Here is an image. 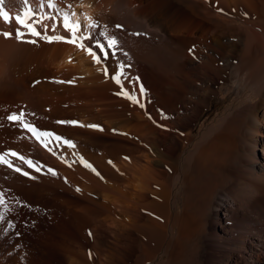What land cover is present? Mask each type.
<instances>
[{
    "label": "bare ground",
    "instance_id": "obj_1",
    "mask_svg": "<svg viewBox=\"0 0 264 264\" xmlns=\"http://www.w3.org/2000/svg\"><path fill=\"white\" fill-rule=\"evenodd\" d=\"M188 1L193 2L188 7L193 19L169 15L165 0H58L65 10L67 3L73 5L77 15L72 19L81 25L83 13L99 22L94 39L104 42L98 35L104 26L118 39L117 54L102 56V65L74 45L44 41L30 45L0 36V154L16 151L41 167V172H35L8 157L32 179L0 166V196L6 205H0V264H49L40 242L30 240L34 232L25 228L18 203L24 197L67 215L68 194L104 212L101 218L93 207L92 212L85 210L87 205H74L71 210L80 215L87 211L84 219L89 214L107 233H135L151 261L166 249L168 263H178L186 252L184 241L193 237L206 240L209 264H264V0ZM29 4L40 14L55 15L46 2L43 8L39 0ZM5 7L15 16L23 5L5 0ZM45 23L51 28L50 21ZM15 27L14 21L11 25L0 21V31L14 33ZM55 34L65 33L60 27ZM131 40L145 43L153 55L128 50ZM181 47L186 53L182 58ZM179 62L189 67L185 85L193 88L192 100L179 98ZM120 63L131 66L124 69L118 85L111 77L120 74ZM232 75L256 101L229 107L196 138V124L209 114L213 98ZM140 85L146 95L140 94ZM123 91L139 97L140 103H132ZM180 99L184 100L176 114L182 115L183 123L171 126L168 121L175 109L169 102ZM20 112L29 123L63 139L53 137L45 141L47 147L42 146L19 124L8 121L9 115ZM89 124L103 131L91 130ZM93 137L105 140L96 142ZM192 142L193 149L182 158ZM49 168L57 175L48 173ZM174 169L177 182L190 175L210 182L207 197L197 202L198 210L206 211L204 223L216 224L223 234L201 231L199 216L191 215L186 206L174 208L175 190L161 181ZM96 191L100 199L93 194ZM170 228L177 236H169ZM59 246L62 251L63 243Z\"/></svg>",
    "mask_w": 264,
    "mask_h": 264
},
{
    "label": "rangeland",
    "instance_id": "obj_2",
    "mask_svg": "<svg viewBox=\"0 0 264 264\" xmlns=\"http://www.w3.org/2000/svg\"><path fill=\"white\" fill-rule=\"evenodd\" d=\"M181 1L184 4H182ZM164 5H165V9L168 8L167 12L169 15L170 14L171 15L174 14V15H178V16L181 15L179 17H191L193 19V12H191L190 9L188 8V7H193V2H191V1H188V0H165ZM167 6H169V7L171 6V7L169 8ZM173 9L175 10V12H173L174 11ZM126 46H127L128 50H131L134 52H139L140 54L142 52L143 55H147V56L153 55V50L150 47H147V45L143 42L131 40L128 42V44ZM183 48L184 47H181L180 51H179L180 58H182L183 55L186 54L185 50ZM149 52H150V54H149ZM179 64H181V62H179ZM178 76L180 79L178 82L179 98L182 97L185 100H190V99L192 100L193 99V88H188L187 85H185V81L188 80V77H189L188 65H185V64L180 65V67L178 69ZM223 87H224V89H222ZM223 87L219 89L220 92L213 98L212 107L207 111V113L209 112V114H205L200 119V121H198V123L196 124L195 133H194V136L196 138H197V136H201L210 126L214 125L219 120L220 117H222L224 114H226L227 109L229 107H238V106L245 105V104H253L256 101V99H254L252 97V95L249 94V92H247L244 85L242 87V85H240L239 83H237L235 81L234 75L231 76L229 81L224 83ZM183 100L182 99L177 100V101L172 100L169 102V106L173 110L175 109L174 111L169 110V111L174 113V117L170 118L168 121V124H170L171 126H175L176 124H182L183 123L182 115L176 114L177 113L176 111L179 108H181V104H182L181 102H183ZM89 125H92V124H89ZM190 126L193 127V123ZM89 129H90V127H89ZM92 129L93 128H91V130ZM87 136L88 135H86V134L82 135V137H87ZM92 140H95L96 142H103L105 140V138L93 137ZM106 142L109 143L111 141L109 139H107ZM191 146L193 149V142L189 145V147L186 149V151L184 150V152L181 153L182 158H183V156L185 157V155L189 151L192 150ZM203 169L204 168H201L199 172L203 173L202 172ZM168 172H170V176H169ZM168 172L165 175H163L164 178L162 177L161 181L164 184H168L170 189L173 187L172 189L175 190L176 194H175V200H174V203H175L174 208H176V210H177L179 207L178 210H181V209H183V207L186 206V208L189 210V212L190 211L192 212V213H190L191 215L192 214L196 215V217L201 216L200 218L197 217L199 224H200V221H202V223L199 226V228H201V229L203 227L202 230L200 229L201 231H203L205 229V231L208 234L212 233V232H214L216 234H218V233L223 234L222 228L218 227L216 224H211V223L207 224L206 222L204 223L205 220H203V218H205V219L207 218L206 213H205L206 211H204L202 209L198 210L199 206H198L197 202L198 201L201 202L204 198L207 197L205 195V192H208L210 190V186H211L210 182L207 180L204 181V179L200 175L196 176L194 178H193V175L186 176V177H188L187 179H189V180H187L186 177H184L183 181L177 182L176 180H174V176H176V175H174L176 173L175 169L168 171ZM167 177H172V178H168L169 179L168 180ZM173 180L175 181V183ZM165 181L166 182L169 181V182L165 183ZM186 182L189 184H187ZM202 183H204V184H202ZM197 185H199V187L202 186L201 191ZM99 193H100V191H96V193L94 192L93 194L95 196H97V198L100 199ZM200 193H201V196L199 195ZM193 194H195V197ZM196 195L199 197H197ZM68 200L70 201V202L68 201V203H69L68 208L69 207H71V208H69L70 212H67V215L63 214L62 212H56L54 210V208L52 209V207H47L45 205L43 206V204H41V203H33L32 204L30 201H28L24 197L18 203L19 210H21L24 213V219H25L24 220V226H25V228L27 226L29 229H31L34 232L33 234H30L31 235V237H29V238H31L30 240L33 241V243H35V241H36L37 243H35V244H38L40 242L39 243L40 248H42L41 251H42V253L44 252V253H46V255H48V256H45V258L47 257L49 264H71V262L73 264H78V257H80L79 258L80 264L81 263L82 264L83 263L84 264H105V263L106 264H110V263L111 264H135V263L136 264H138V263L139 264H164L165 262L168 263L169 256L165 253L166 249H164L158 255L159 257L157 256L156 258L153 259V261H151L152 259L149 256H144V255H146L144 253L145 246H142L143 243H141V241L138 239V236L135 233L128 232V231H116V234L120 238L117 237V235L115 234V231H113L115 235L113 234V232H111L112 234L107 233L103 228L99 227L100 226L99 223L97 224V223L92 222V220H90L89 214H87V216H85L86 218L84 219V214L87 213V211H85V210L91 211L90 207H93L92 211H94V210H96V212L98 211L97 213L99 215L101 214V218L104 217V214H105L104 212L102 214L101 210L98 209L95 205L89 203L88 201H84L82 199H79L78 197H76L74 195L68 194ZM184 201L186 203H184ZM193 201H195L196 203ZM74 205H77L81 208L85 207L84 205H87L85 207L86 209L84 208L85 209L84 210L85 212H83L84 214L82 213L80 215V212L78 214V211H75V212L71 211L72 206L75 207ZM177 205H178V207H177ZM188 205H189V207H188ZM196 211H197V213H196ZM72 212H74V213H72ZM70 213H71V215H70ZM203 213H204V215H203ZM36 214H37V216H36ZM78 217H80V218H78ZM78 219H79V221H78ZM83 219L85 221L88 219L89 222L88 221L85 222ZM81 221L82 222L84 221V223H81ZM85 223L87 224L86 226H85ZM89 225H91V226H89ZM224 225L225 224H223V226ZM96 227H98L97 228L98 230L96 229ZM93 228L96 230H94ZM94 232H96V234ZM90 233H91V235H90ZM172 235L177 236V232H176V230L170 228L169 229V236L172 237ZM33 237H34V239H33ZM42 238H43V240H41ZM13 240H15L14 237H13ZM96 240H97V242H95ZM58 241L63 243V250L62 251L60 250V246H59ZM104 242H106V243L109 242L108 243L109 245L104 243ZM117 243L120 244V247L118 246ZM139 243L141 244V246ZM105 244H106V246H105ZM110 245H111V247H110ZM113 245H114V248H113ZM115 245H116V247H115ZM137 245L139 246L138 248L140 250L137 248ZM184 245L186 247L185 255L183 256V258H180L181 259L180 261H177L178 263H172V264H209V263H211L210 254H209L211 252V250L209 248H207L206 240L203 241V240L195 239L192 237V238L184 241ZM104 246H105V248H104ZM117 247L119 248V250ZM130 248H132V249H130ZM99 249H100V251L105 253L104 256H103L102 252L97 251ZM111 249L113 250L112 251L113 253L111 252ZM142 249L144 251H142ZM117 250H118V252H117ZM99 252H100L101 256H99ZM109 254L110 255L113 254L114 256L112 255V257L114 259ZM139 255L142 258L139 257ZM76 256H77V258H76ZM147 257H149V258H147ZM73 258H75L76 260H74ZM100 259H102V260H100ZM107 260L109 261V263ZM137 260H138V262H136ZM49 261H51V262H49ZM110 261H114V262H110ZM147 261H148V263H147ZM168 264H171V263H168Z\"/></svg>",
    "mask_w": 264,
    "mask_h": 264
},
{
    "label": "snow or ice",
    "instance_id": "obj_3",
    "mask_svg": "<svg viewBox=\"0 0 264 264\" xmlns=\"http://www.w3.org/2000/svg\"><path fill=\"white\" fill-rule=\"evenodd\" d=\"M19 2L23 7L18 9L15 16H13L9 10H6L5 0H0V21L8 25H11L14 21L16 25L14 33L12 31H0V36H3L5 39L10 40L15 38L18 42L30 45H36L38 41H44L48 44L66 43L74 45L79 50L85 51L97 65H102L103 59L109 58L110 52L111 55H116L120 48L118 39L114 35H109L107 32V26H104V30L98 33V35L103 38L104 42H101L99 39H94V33H96L97 29L101 28V25L87 13H83L85 19L83 25H81L79 20H73L72 17H75L77 13L72 10L73 5L71 3L66 4V8L71 10L68 11L59 6L58 0H39L40 7L43 8L46 2L47 7L55 13V15H53L51 13H38L30 6L29 0H19ZM221 11L223 10L221 9ZM46 20L51 22V28H49V24L45 23ZM60 27L63 28L64 35L55 34ZM116 27L118 29L122 28L119 24H117ZM50 32L53 34H49ZM134 35L139 36L142 35V33H134ZM190 52H194V48L190 49ZM124 55H127V53H124ZM130 66L131 65L120 63V74L112 76L111 78H113L118 85H121V78L125 75L124 69ZM102 70L106 76L110 75L108 68L105 67ZM136 79L138 80L139 78L137 77ZM58 83H65V81H58ZM67 83H71V81H68ZM139 91L142 96L146 95V90L143 85H140ZM121 94L134 104L140 103L139 97L133 96L127 91H123ZM25 115L24 112L12 113L7 119L10 122L19 124L23 129L31 133L32 136L35 137V139L44 147H47L45 141L50 138L54 137L56 141H61L63 139L54 133L42 131L35 125L29 123L25 119ZM58 123H71L77 125L78 122L59 121ZM79 126L83 127L84 125ZM88 127L103 131V129L99 128L97 125H88ZM63 143L69 147H75V145L69 140H63ZM9 156L18 159L35 172H41L40 166L16 151H9L0 154V166H6L8 169H11L16 173L35 179L34 176H30L29 172L23 171L21 167L15 166L13 161L8 159ZM85 166L90 167V165L87 164H85ZM48 173L53 176L57 175L56 171L51 168L48 169ZM77 191L80 190L77 189ZM0 205H5L2 196H0Z\"/></svg>",
    "mask_w": 264,
    "mask_h": 264
}]
</instances>
